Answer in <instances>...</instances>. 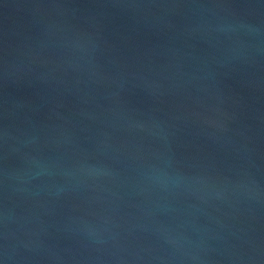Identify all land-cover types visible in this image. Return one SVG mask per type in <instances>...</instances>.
Here are the masks:
<instances>
[{
	"label": "water",
	"instance_id": "95a60500",
	"mask_svg": "<svg viewBox=\"0 0 264 264\" xmlns=\"http://www.w3.org/2000/svg\"><path fill=\"white\" fill-rule=\"evenodd\" d=\"M0 264H264V0H0Z\"/></svg>",
	"mask_w": 264,
	"mask_h": 264
}]
</instances>
